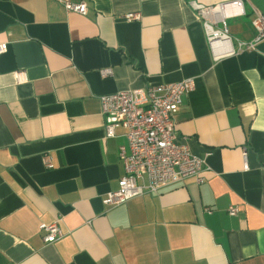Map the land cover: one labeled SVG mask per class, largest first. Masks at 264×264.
<instances>
[{
  "label": "crops",
  "instance_id": "crops-1",
  "mask_svg": "<svg viewBox=\"0 0 264 264\" xmlns=\"http://www.w3.org/2000/svg\"><path fill=\"white\" fill-rule=\"evenodd\" d=\"M73 1L85 15L0 0V264H264V38L236 51L264 0H241L225 25L216 7L233 0ZM210 21L235 52L213 57ZM184 78L194 88L174 127L203 159V181L106 205L127 141L120 127L105 135L101 97ZM55 219L64 235L45 243L40 225Z\"/></svg>",
  "mask_w": 264,
  "mask_h": 264
},
{
  "label": "built area",
  "instance_id": "built-area-1",
  "mask_svg": "<svg viewBox=\"0 0 264 264\" xmlns=\"http://www.w3.org/2000/svg\"><path fill=\"white\" fill-rule=\"evenodd\" d=\"M66 11H74L85 15L87 6L83 2L73 0H57ZM194 5V4H193ZM220 6V7H219ZM216 7L222 10L225 18L238 17L244 14L241 0L222 3ZM204 13L213 7L195 5ZM126 20H139L141 13L129 12L123 15ZM216 22H205L206 39L213 49V57L235 52L227 40L229 35L225 28H215ZM251 25L256 32L252 41L239 42L236 51L250 50L255 42L264 38V13H256L251 19ZM7 51V45L0 43V54ZM104 69L103 73H107ZM15 83L27 81L24 71L16 70L12 74ZM192 78L180 79L176 82L158 86H146L138 89L120 90L103 95L100 100V110L103 117L104 131L107 137L115 135L116 128H123L126 146L119 147V159L124 168V174L118 180V187L107 193L103 203L111 207L118 206L127 200L145 193H158L163 187L180 183L189 177H195L197 183L203 178L199 176L203 168L202 158L194 155L186 141L177 140L174 127V114L184 94L192 91ZM244 167L247 168L246 152H243ZM45 167H51L50 158H43ZM208 210V209H206ZM209 211V210H208ZM229 215H236L237 207L229 206ZM59 219L50 223H42V240L53 243L64 234L59 227Z\"/></svg>",
  "mask_w": 264,
  "mask_h": 264
}]
</instances>
